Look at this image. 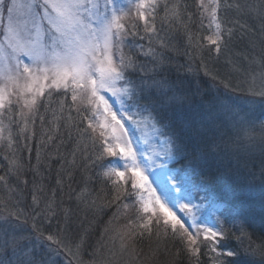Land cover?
I'll list each match as a JSON object with an SVG mask.
<instances>
[{"label":"snow or ice","instance_id":"snow-or-ice-1","mask_svg":"<svg viewBox=\"0 0 264 264\" xmlns=\"http://www.w3.org/2000/svg\"><path fill=\"white\" fill-rule=\"evenodd\" d=\"M161 6L162 24L183 22L180 0H0V148L12 150L14 136L28 133L29 125L35 123L45 94L51 99L53 92L59 93L58 110L62 114L67 108L68 125L72 126L74 111L81 117L80 123L87 121L82 129L76 125L82 138L95 143L98 133L102 150L96 159L115 158L102 165L103 176L114 186L113 200L120 199L130 181L131 188L138 190L136 211L150 214L146 221L138 216L143 222L130 220L123 231H115L114 244L118 240L120 254L130 257L124 264L139 259L137 238L142 239L145 232L151 235L153 218L157 225L162 219L166 229L170 228L196 257L201 236L211 242L213 252L226 238L222 229L199 219L198 206L173 201L191 223L179 218L169 206L167 187L162 198L149 181L148 171L166 170L163 174L177 191L189 174L198 171H214L212 179L225 176L240 187L245 179L256 178L251 171L247 176L242 174L240 150L251 153L259 147L264 155V57L249 61L259 64L261 71L249 74L246 97L210 100L203 99L199 89L193 93L170 80L162 52L149 47L145 53L151 57V69L137 68L131 57H125V37L136 36L140 23L149 44L154 37L159 39L156 21ZM222 7L235 8L239 15L255 14L264 35V0H199L201 17H207L215 28L204 39L217 53L225 43L224 36L231 37L233 32L222 27ZM130 19L129 28L126 21ZM160 45L167 47L163 40ZM128 69L137 74L135 80ZM197 95L201 99L195 102ZM69 96L71 103L66 104ZM53 111L55 119L62 118ZM125 122L134 126L131 131ZM258 127L259 145L255 135ZM136 133L140 135L133 139ZM4 159L8 160V172L0 175V182L7 186V176H18L22 165L15 156ZM169 162L179 163L181 168L168 169ZM259 178L264 185V168ZM156 182L163 183L159 174ZM128 207L124 205L125 210ZM235 215L243 217L244 213L235 210ZM20 221L19 213L5 205L0 212V264H47L46 257L37 253L39 242ZM241 235L249 240L242 255L223 246L218 255L234 257L226 264H264V237L254 244L243 228ZM47 239L59 243L51 235ZM116 257L117 252L110 250L99 264H120Z\"/></svg>","mask_w":264,"mask_h":264},{"label":"trees","instance_id":"trees-1","mask_svg":"<svg viewBox=\"0 0 264 264\" xmlns=\"http://www.w3.org/2000/svg\"><path fill=\"white\" fill-rule=\"evenodd\" d=\"M180 2L182 7L187 0ZM235 10L222 7L219 13L225 32L228 28L233 29L231 37L224 36L225 43L219 53L204 39L209 21L200 19L198 15L190 25L187 18H182L183 25L179 30L184 35L165 40L171 49L164 52L167 58L165 67L170 69L165 74L170 80L193 93L200 89L205 100L219 96L220 89L225 91V97H246L251 78L249 74L261 71L259 64H250L249 61L254 57H264V35L261 33L262 22L255 14L239 15ZM172 29L168 25L164 31ZM185 42L194 48L179 50L178 45L183 46ZM134 64L147 69L153 67L151 58L141 56L139 52ZM200 99L201 95L194 98L195 102ZM58 105L55 99L41 100L35 123L29 125L28 133L14 136L12 150L0 148V175L8 172V160L4 159L6 155L9 158L15 156L22 165L18 176H7L5 187L8 194L3 193L1 198L12 210L26 213L32 225L40 220L49 221L55 227L59 241H63L66 248L75 247L77 254L73 252L70 259L75 255L82 256L83 262L78 261V264H99L109 256L110 250L116 251V258L124 264L130 257L127 253L120 254L119 241L114 244L112 237L116 230L123 231L130 220L137 222L129 186L125 185L127 191L121 194L119 200H113L114 186L103 176L102 165L107 161L96 159L100 153L97 141L93 143L92 139L82 138L76 128L77 124L81 129L85 127L84 122L80 123L81 117L73 111L74 121L69 126L67 108L60 114ZM53 110L62 118L55 119ZM40 116H43V121ZM246 164L258 177L252 181L258 188L250 189V192L247 191L246 179L238 187L242 190L239 191L235 186L236 189L226 186L232 184L228 177L212 179L216 175L214 171L189 174L199 184L198 189L207 193L210 202L218 207L219 218L223 222L219 227L226 237L217 245L218 249L222 251L223 246L241 251V255L242 249L249 243L248 238L241 235V228L254 244L264 237V185L259 178L264 168V156L254 155ZM176 167L180 169L181 164L176 163ZM125 204L129 205L127 210ZM235 210L243 211L244 216H236ZM136 246L140 256L138 260H131V264H211V257L201 247L199 256H193L170 229L160 226L152 228L151 235L145 232L142 239L138 237ZM224 258L221 264L234 259Z\"/></svg>","mask_w":264,"mask_h":264},{"label":"rangeland","instance_id":"rangeland-1","mask_svg":"<svg viewBox=\"0 0 264 264\" xmlns=\"http://www.w3.org/2000/svg\"><path fill=\"white\" fill-rule=\"evenodd\" d=\"M168 2L169 3H173V2H175V0H168ZM198 3H199V0H187V3L186 2L183 3V6H182V10H183L182 11V18L183 17L187 18L188 19L187 23H189L190 25L193 23L192 21H194V19L196 17H198V15H200V10L198 8ZM163 15H164L163 6H161V8L158 10L157 21H156V26H157V29H158L159 39L154 37L152 42H151V44H149V40L147 38V34H145L143 32V30H142V28H143L142 23L139 24V30H138V34L136 36L128 35V36L125 37L123 52H124V55H125L126 58L131 57L133 62H136V59H137V56H138V52L141 54V56L145 55V53L148 52L149 47L155 49L156 52H158V53L162 52L163 54H165L164 52H166L167 50H171V49L168 46L165 47V48H162L161 45H160V40H163L165 42V40H167V37H168V39L173 40L175 37H176V39H178L179 37L184 35V33L181 32V30H179V28L183 25L182 23H173L172 25H170L171 28H173V29L168 31V32L167 31L165 32L164 30L166 29V27L168 25L166 23L162 24L161 17H163ZM200 19H205L206 21H209L207 17H201V15H200ZM132 22H133V20H131V19L126 21V23L129 25V28H130V25H131ZM208 24H209V22H208ZM213 31H215L214 26L209 24L207 35L210 34V32H213ZM141 36H143L144 39H141L140 38ZM187 38L189 39V37H187ZM166 45H167V43H166ZM210 47L214 48V46H210ZM178 48H179V50L189 51L190 49H193L194 47L191 48L190 44L188 42H185L183 46L181 44L178 45ZM146 57H150V56L146 55ZM138 66H140V64ZM138 66L136 65L137 68H138ZM126 71L131 76L132 79L135 80L137 78V74L132 69H128ZM218 91L220 93L219 94L220 97H225L226 93H225L224 90L220 89ZM199 92L202 93L203 91H200V89H199ZM215 97H216V95H215ZM60 98H61V96H60L59 93L53 92V94L51 96V99H55L56 101H58V104H59ZM46 99L47 100H51V99L48 98L47 93L45 94V97L42 98L41 100L45 101ZM233 99H235V98H233ZM68 101L71 102L70 96H69V99L67 100V102ZM261 114L262 113L260 112L259 108H257L256 109V115L260 116ZM84 124H85V127H86L87 121H84ZM125 126L127 128H129L130 131L134 127L133 125L130 124V122H125ZM83 128H84V126H83ZM89 133H90V130H89ZM139 135H140V133H136L133 136V139H136V137L139 136ZM255 135H256L257 145H259L260 135H261L259 127L257 128V131H256ZM95 136L97 137L96 138L97 146L100 149L99 151H101L102 150V146H101L100 141L98 139V133L95 134ZM134 147H135V145H134ZM254 155H260L261 157L264 156L259 151V147L256 148L255 152H251V153L245 151L243 148L240 150L242 174L245 175V176H247L248 172L250 171V169L247 168L249 166H248V164H246V162H248L250 159H253ZM138 158L143 159L142 157H138ZM104 159H106L105 161H107V163H108L109 160H114L115 158H111V157L105 156ZM119 163H122V162H119ZM145 163H146V161H145ZM157 163H160V161L157 160ZM174 167H176V163L175 162H169L168 169L179 170V168H177V167L174 168ZM164 171H166V170H162V169L157 168L154 172L153 171H148L146 174L149 177V181L153 182L152 186L157 190V194L161 195L162 198H163V193L165 191V186L167 187V189H168V197H167V199H168V202H169V206L176 213V215L179 218H181L182 220L187 221L188 224H190L191 223L190 217H188L185 213L181 212L179 210L178 205L173 203V201H178L179 203H188L190 205H195V206L199 207L198 215H199V219L200 220H202L205 224L215 226L216 228H220L219 226H220L221 221H220L219 214H218L219 213L218 212V207L215 206L212 202H210V199L207 198L208 197L207 193H205L203 190H199L198 189L199 184L195 183V181L192 180V176L188 175V177L184 180V182L179 186V191H177L176 189L172 188V181L169 180L168 177L163 174ZM158 174H159V181H162L163 183L156 182ZM128 176H130V173L128 174ZM128 176H126V179H128ZM195 176H197V175H193V177H195ZM257 178L258 177L256 176L255 180ZM246 180L248 182L246 184L247 185V191L250 192V189L253 191V190H256L258 188V187H256L255 184H253L254 182H252V181H255L254 179H252V180L246 179ZM127 184L129 186L130 193L132 195V198H131L130 201H132V203L134 204V207H135L134 208V210H135L134 212L136 213V218L138 216L139 217H143L144 221H146L147 217L150 216V214L138 213L136 211V209L139 208V204L137 202V192H138V190L131 188L130 181ZM226 186L227 187H231V186L234 187L233 183L232 184L228 183ZM254 186H255V188L253 189ZM236 188L239 191H242L238 187H236ZM3 193H7L8 194V190L6 189V187L3 184V182H0V212H3L5 210V205H7V207H8V204H6L4 202V200L1 198V196H3ZM144 195L147 196V193H144ZM8 208L12 210V208H10V207H8ZM194 211H196V208H194ZM19 215L21 217V221L20 222L23 223L24 228L27 230L28 233L31 234V236H32L34 241H38L39 242L40 247L37 249V253H38V255L46 257L47 264H78V261L83 262L82 256L75 255V258L70 259L72 257L71 255H73L74 253L77 254L75 247H74L75 250L66 248L65 245H64L65 243L63 241H61V242L59 241L58 234H56L55 231H54L55 227L52 226L51 224H49L48 223L49 221L45 220V222L44 221L42 222L40 220L35 225H32L30 220H29V218H28V216L26 215V213L21 211L19 213ZM136 221H137L136 222L137 224L140 223V222H143V221H141L139 219H137ZM154 224H156L155 218H153V223L150 226L151 229L154 228V227H157V226L166 228V226L163 224V220L162 219H161L159 225L156 224L157 225L156 226ZM168 229H170V228H168ZM140 230H142V229H140ZM142 231H144V230H142ZM49 235H51L59 243L58 244H54L51 241H49L47 239V237ZM203 241H205V240H203V236H201L200 239L197 242V246L201 247L204 250L205 254L208 255L209 257H211L210 258L211 259V264H221L222 261L225 260L224 257H227V256L218 255V253L221 252L220 248L218 249V246H217V251L216 252L211 251V242L210 241L203 242ZM47 246H50L52 251H49ZM62 248H64V249H62ZM209 252H210V254H207ZM86 264H91V263L90 262H86Z\"/></svg>","mask_w":264,"mask_h":264}]
</instances>
